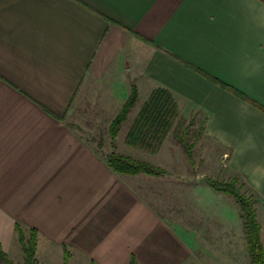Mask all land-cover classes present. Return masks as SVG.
<instances>
[{"label": "crops", "instance_id": "1", "mask_svg": "<svg viewBox=\"0 0 264 264\" xmlns=\"http://www.w3.org/2000/svg\"><path fill=\"white\" fill-rule=\"evenodd\" d=\"M133 85L205 121L197 147L228 156L264 246V0H0V250L14 264L17 225L36 230L37 264H64L65 248L69 264H250L242 221L225 251L180 233L127 180L153 177L114 173L70 121L113 120Z\"/></svg>", "mask_w": 264, "mask_h": 264}, {"label": "rangeland", "instance_id": "2", "mask_svg": "<svg viewBox=\"0 0 264 264\" xmlns=\"http://www.w3.org/2000/svg\"><path fill=\"white\" fill-rule=\"evenodd\" d=\"M146 99L144 96L139 100L137 106L132 110L133 113L129 115L128 120L122 126L120 136L117 139V152L137 159L148 160V162L168 170L169 175L151 179L129 177L127 179L128 182L138 193L142 192L144 194L145 191H151V195L154 198V201H152L154 208L165 216L170 223L176 225V229L180 233H187L191 236L193 230L195 233H199V237L201 235L206 237L204 244L207 245H204L205 247L209 246L214 251L229 249L230 243L237 241L240 234L242 235V220L238 216L239 207L233 198L211 191L204 181L207 177L222 181H228L233 178L225 167L228 156L224 155L221 161L211 159L214 153L204 152V150L197 147L201 140L200 138L194 147L195 164L192 166L173 133L170 135L165 148L157 157H149L146 155L148 152L126 145L125 139L122 140V138L127 134L131 123ZM181 118V123L187 126L190 118L183 116ZM70 121L84 136L90 138L92 144L96 148L98 147L97 149L103 156L112 151L109 135V125L112 120L106 113L101 114L93 111L88 113L87 117L76 113L73 118H70ZM199 123L197 121V124L191 129V141L197 134ZM178 128L179 126L176 125L175 129ZM205 154L212 155L206 160L203 158L206 156ZM240 183L244 184L241 179ZM199 190L200 193H198ZM247 190L244 184L243 191L247 192ZM213 196H219L221 199L212 201L211 198ZM233 233L237 235L235 239L233 238ZM192 248L194 247L192 246ZM210 261L212 259L207 260V264ZM223 261H219V264H222ZM15 264H25L24 258L23 261L21 260Z\"/></svg>", "mask_w": 264, "mask_h": 264}, {"label": "trees", "instance_id": "3", "mask_svg": "<svg viewBox=\"0 0 264 264\" xmlns=\"http://www.w3.org/2000/svg\"><path fill=\"white\" fill-rule=\"evenodd\" d=\"M139 100V92L133 85L131 92L123 104L120 112L109 125L112 151L105 155L108 167L120 176H148L153 178L165 177L169 171L148 161L117 152L116 139L122 126L128 120L133 108ZM179 107L174 95L166 89H156L144 103L132 126L130 127L125 142L128 146L156 154L161 149L165 139L170 133L176 138L183 148L192 166L195 164L194 147L196 142L205 132V121L199 123L197 134L191 141V129L197 124V117L192 115L187 126L182 123ZM176 125L179 126L175 129ZM205 184L214 192L233 198L239 207V217L242 220L246 245L250 256V264H264V246L261 239V224L258 220L256 200L252 195L243 191L244 184H239V177L235 176L228 181L207 177ZM19 243L24 252L25 264H37V232L30 231L26 237L19 225ZM70 254L64 249V264H69ZM2 264H14L8 256L0 250ZM129 264H134L132 257Z\"/></svg>", "mask_w": 264, "mask_h": 264}]
</instances>
